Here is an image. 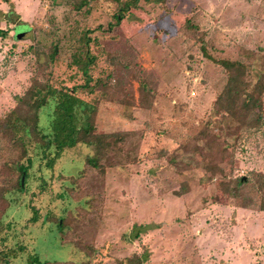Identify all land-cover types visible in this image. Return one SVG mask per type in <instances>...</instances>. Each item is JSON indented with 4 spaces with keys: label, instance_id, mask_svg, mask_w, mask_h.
Listing matches in <instances>:
<instances>
[{
    "label": "rangeland",
    "instance_id": "1",
    "mask_svg": "<svg viewBox=\"0 0 264 264\" xmlns=\"http://www.w3.org/2000/svg\"><path fill=\"white\" fill-rule=\"evenodd\" d=\"M76 2L0 0V118L32 85L50 86L93 107L95 134L122 140L97 167L85 163L96 149L78 144L52 168L31 142L30 178L0 198V264H264V95L258 126L239 128L215 105L226 73L201 50L249 63L253 93L264 0L140 2L112 29L113 0ZM88 30L92 92L72 64ZM9 144L0 133V181L19 158ZM240 178L229 198L221 183Z\"/></svg>",
    "mask_w": 264,
    "mask_h": 264
},
{
    "label": "trees",
    "instance_id": "2",
    "mask_svg": "<svg viewBox=\"0 0 264 264\" xmlns=\"http://www.w3.org/2000/svg\"><path fill=\"white\" fill-rule=\"evenodd\" d=\"M89 1L77 0L74 8L80 9L87 6ZM117 5L114 15V24L109 29L118 26L125 15L132 9L139 8L140 2L146 5H162L166 0H113ZM187 27L194 29L186 21ZM97 29H101L98 26ZM86 31L80 38V46L72 55V64L82 73L84 84L80 89L92 92L90 69L95 63V57L90 53V34ZM201 50L205 58L218 64L226 73V82L215 100V105L223 114L231 117L241 129H254L261 121L262 97L264 95V71L257 73V81L253 93L249 90L248 73L251 70L249 63L241 60H216L206 53L204 43ZM53 51V55H54ZM50 123L46 134L40 127V115L44 109L51 108ZM93 107L78 98L75 92L66 89H51L50 86L32 85L23 97L19 98L17 105L8 114L0 118V133L8 139L9 145L19 152V158L11 162V175L0 181V198L9 192L22 191L21 179L26 184L33 167L32 158L28 155L30 144L33 142L41 148V155L46 160L48 168H52L60 154L66 149H71L78 144L91 146L96 149L92 158L85 159L87 165L97 167L107 150H111L118 141L122 140L123 134H95L92 123ZM111 140V141H110ZM48 143V144H47ZM49 148V151H45ZM50 148L55 153L50 157ZM48 157V158H47ZM205 169H209L205 167ZM245 178L236 179L233 188L229 189L221 183L222 189L227 192L229 198L237 197V187L244 182ZM259 180L264 183V174H259ZM44 183V182H43ZM226 187V189H225ZM264 211V206L261 209ZM33 211V221L36 220V212ZM62 224V222H60ZM124 264H142L140 256L133 255L122 261ZM122 264V263H121Z\"/></svg>",
    "mask_w": 264,
    "mask_h": 264
},
{
    "label": "water",
    "instance_id": "3",
    "mask_svg": "<svg viewBox=\"0 0 264 264\" xmlns=\"http://www.w3.org/2000/svg\"><path fill=\"white\" fill-rule=\"evenodd\" d=\"M21 187H22V190H23V188H24V181H23V179H21Z\"/></svg>",
    "mask_w": 264,
    "mask_h": 264
}]
</instances>
